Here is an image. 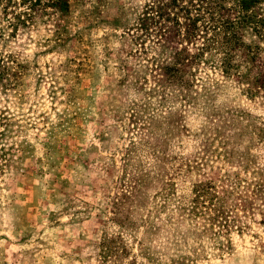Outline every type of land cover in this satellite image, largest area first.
Masks as SVG:
<instances>
[{
    "label": "rangeland",
    "instance_id": "obj_1",
    "mask_svg": "<svg viewBox=\"0 0 264 264\" xmlns=\"http://www.w3.org/2000/svg\"><path fill=\"white\" fill-rule=\"evenodd\" d=\"M162 1L71 0L0 39L27 66L0 85V264H264V30H243L239 82L200 58L172 89L161 27L143 33ZM205 183L216 221L190 213Z\"/></svg>",
    "mask_w": 264,
    "mask_h": 264
},
{
    "label": "trees",
    "instance_id": "obj_2",
    "mask_svg": "<svg viewBox=\"0 0 264 264\" xmlns=\"http://www.w3.org/2000/svg\"><path fill=\"white\" fill-rule=\"evenodd\" d=\"M179 1L187 0H164L153 8L146 6L143 13V33L148 34L150 26L158 24L161 28L154 33L158 36L160 52L163 54L167 48L172 56L168 63L155 60L154 83L172 89L188 88L189 69L200 58L214 63L223 76L239 82L241 69L235 58L242 51L252 61L254 52L253 47L242 41L243 30L248 28L257 34L264 30V16L258 13V6L264 4V0H188L191 1L189 4L179 8L185 16V24L171 13ZM70 3L71 0H0L7 27L0 32V39L23 38L35 25L57 22V17L68 15ZM201 22L204 29L199 27ZM180 38L185 45H195V53L179 43ZM175 45L181 47L177 49ZM8 55L0 57V85L3 88H11L27 67L15 61L17 58L13 55ZM10 64H15V68ZM212 190L207 183L197 185L191 215L215 221L221 217L222 213L216 209L220 199Z\"/></svg>",
    "mask_w": 264,
    "mask_h": 264
}]
</instances>
